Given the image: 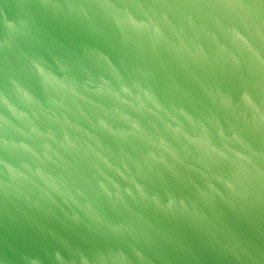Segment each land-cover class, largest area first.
Wrapping results in <instances>:
<instances>
[{"label": "water", "instance_id": "water-1", "mask_svg": "<svg viewBox=\"0 0 264 264\" xmlns=\"http://www.w3.org/2000/svg\"><path fill=\"white\" fill-rule=\"evenodd\" d=\"M0 264H264V0H0Z\"/></svg>", "mask_w": 264, "mask_h": 264}]
</instances>
